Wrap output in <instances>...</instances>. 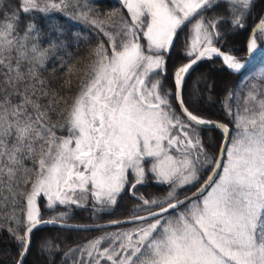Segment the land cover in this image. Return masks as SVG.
Returning <instances> with one entry per match:
<instances>
[{
  "label": "snow or ice",
  "instance_id": "snow-or-ice-1",
  "mask_svg": "<svg viewBox=\"0 0 264 264\" xmlns=\"http://www.w3.org/2000/svg\"><path fill=\"white\" fill-rule=\"evenodd\" d=\"M118 5L114 20V11L94 12L87 0H75L73 18L92 29L96 46L73 92L72 56L59 55L68 49L66 30L51 20L40 26L68 0H0V232L16 251L2 264H26L33 233L68 227L63 221L73 206L108 212L126 190L136 207L127 220L109 224L131 227L101 229L67 251L45 240V260L264 264V73L259 88L226 94L229 123L206 118L184 99L186 77L200 61L221 57L235 73L245 68L219 44L253 20L256 0ZM181 38L187 62L169 87L167 59ZM261 45L264 11L250 28L248 59L264 52ZM57 64L69 77L58 84ZM214 129L222 137L211 149L202 133ZM149 178L162 196L138 194ZM42 206L55 214L46 219Z\"/></svg>",
  "mask_w": 264,
  "mask_h": 264
},
{
  "label": "trees",
  "instance_id": "trees-1",
  "mask_svg": "<svg viewBox=\"0 0 264 264\" xmlns=\"http://www.w3.org/2000/svg\"><path fill=\"white\" fill-rule=\"evenodd\" d=\"M69 6L61 12H55L51 17L44 18L40 21V26L46 27V21L51 20L53 23L63 25L67 33L68 49L67 52L60 53L59 55L67 56L68 53L72 56L73 73L69 74L73 80L72 91H75V82L78 76L82 75L81 69L88 63L91 59L90 53L95 48L96 42L92 36L89 35L92 32V29L88 25L84 24L79 19L73 18V5L75 0H68ZM90 5H94L93 11L100 13H107L114 11L115 15L113 19H118L121 9L118 5V0H87ZM257 9L253 13V20H249L247 26L239 30L236 33H230L227 40H224L219 44V47L222 51H225L228 54L234 55L237 58L243 59L246 55V42L249 38L250 28L255 20V17L260 14L261 11H264V2L261 0H256ZM74 33L79 34V44L80 47L76 48L72 45L76 42L77 36L73 35ZM243 35V38L239 41L235 40L236 35ZM89 41H91L89 43ZM46 43V42H45ZM183 46V38L180 42L177 43L175 51H173L169 58L167 59V72L165 80L167 85L170 87L172 84V76L176 68L186 63L187 61L181 59V51ZM261 48H264V45H261ZM53 62L50 61V64ZM52 72V67H49V73ZM261 73H264V55L259 62L253 65L251 68L245 70L239 74H232L228 72L223 66L222 62L219 59H211L202 61L190 74L185 82L184 90V99L185 102L193 108L195 111L205 116L206 118L223 123H229L230 118L225 115L223 110V102L227 93L231 92L233 89L236 90L238 95L243 94V91L247 90L246 86L255 84L257 88L260 85ZM206 76L207 84H204L203 91L210 93L211 97L215 98L213 103L198 104L197 106L192 102V92L193 88L198 85L197 77ZM54 79L55 83H59L60 79H68V76H62V71L59 69L58 64L56 66ZM46 78L53 79L52 76L46 74ZM221 78V79H220ZM218 83V85H217ZM175 105V101H173ZM231 126V125H230ZM204 142L211 149H216L220 147L222 134L219 131H205L202 133ZM162 186L160 185H142L137 187V192L140 195L145 197H157L162 196L163 191L161 190ZM136 207L134 198L127 193V190L122 194L121 198L118 201V204L113 210L104 213L96 214L91 210V208H76L72 207L69 211L68 218L63 221L71 224H97L110 222L112 220H122L127 219L133 212ZM61 211L63 209H60ZM55 213H50L48 210L44 209L42 206V215L47 219ZM129 226V225H127ZM123 226L121 228H125ZM107 229V230H112ZM117 229V228H114ZM113 229V230H114ZM99 231L91 232H78L70 231L56 228H42L35 231L32 235L33 247L27 257L26 264H29V259L34 263L41 264H53L55 256H49L47 261L45 260V254L41 252V245L45 240H51L55 244L59 242L60 248L64 251H67L70 248H75L78 245L84 243L87 240H90L97 236ZM59 255V252L56 253ZM16 256L15 246L13 245L10 238L0 232V264L4 261L11 262L12 259ZM60 264H64V260H60ZM68 264H71V260L68 261Z\"/></svg>",
  "mask_w": 264,
  "mask_h": 264
},
{
  "label": "water",
  "instance_id": "water-1",
  "mask_svg": "<svg viewBox=\"0 0 264 264\" xmlns=\"http://www.w3.org/2000/svg\"><path fill=\"white\" fill-rule=\"evenodd\" d=\"M263 54H264V52H259V54H255L254 55V58H252V59H248V57L246 56L247 60H246L245 68L241 69L240 73L243 72V71H245V70H247L248 68H250L251 66H253L256 62H258L260 60V58L263 56ZM216 58H219L220 59V61L222 62V64L224 65L225 69L228 72H230L232 74H239V73H235L232 70L228 69L227 66L223 63V60H222L221 57H216ZM202 61H200L197 65H195L192 70H190L189 74L186 77V80L190 76V74L194 71V69ZM186 80H185V82H186ZM214 130L221 132L219 129H214ZM125 220H127V219H122L121 221H125ZM63 223H65V222H63ZM65 224L68 225V227H59L57 225H49V226H46V227H43V228H56V229H63V230H70V231H78V232H91V231H99L101 229L106 230V229H111V228H117V227L126 226L125 224L110 225L109 222L98 223V224H87V225L71 224V223H65ZM77 226H79V227H77ZM40 229H42V228H40ZM27 257H25V260H27Z\"/></svg>",
  "mask_w": 264,
  "mask_h": 264
},
{
  "label": "rangeland",
  "instance_id": "rangeland-1",
  "mask_svg": "<svg viewBox=\"0 0 264 264\" xmlns=\"http://www.w3.org/2000/svg\"><path fill=\"white\" fill-rule=\"evenodd\" d=\"M243 38V35H240V34H238V35H236V37H235V40H237V41H239V40H241ZM249 39V38H248ZM237 58V57H236ZM238 60H240L241 62H243V60L242 59H240V58H237ZM224 66V65H223ZM221 79V78H220ZM197 80H198V88H199V91H198V93H194V89L195 88H197V86L196 87H194L193 88V92H192V102L197 106L199 103L200 104H206V103H213V101H215V98L214 97H211L210 96V93H207V92H205V91H203L202 89H203V86H204V84H207V82H209V80H207V78H206V76H203L202 78L201 77H197ZM217 85H218V83H217ZM149 185V184H154V185H158L155 181H153L151 178H149L148 180H147V182L145 183V185ZM144 185V184H143ZM140 186H142V185H140ZM160 186V185H159ZM139 187V186H138ZM162 195H163V193H162ZM118 201H119V199H118ZM117 204H118V202H117ZM73 207H75V206H73ZM116 207V206H115ZM114 207V208H115ZM114 208H112L111 210H113ZM96 214H98V213H96ZM127 227H131V225H129V226H127ZM114 229V228H113ZM107 230V231H114V230H119V229H121V227H118L117 229H114V230ZM101 234H103L102 232H100L97 236H99V235H101ZM29 264H41V263H34V262H32L31 261V259H29Z\"/></svg>",
  "mask_w": 264,
  "mask_h": 264
}]
</instances>
